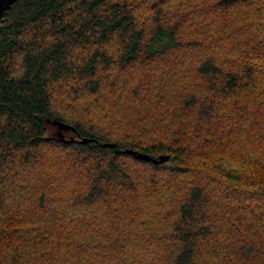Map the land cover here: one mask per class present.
<instances>
[{
	"label": "trees",
	"instance_id": "obj_1",
	"mask_svg": "<svg viewBox=\"0 0 264 264\" xmlns=\"http://www.w3.org/2000/svg\"><path fill=\"white\" fill-rule=\"evenodd\" d=\"M0 264H264V0H16Z\"/></svg>",
	"mask_w": 264,
	"mask_h": 264
},
{
	"label": "water",
	"instance_id": "obj_2",
	"mask_svg": "<svg viewBox=\"0 0 264 264\" xmlns=\"http://www.w3.org/2000/svg\"><path fill=\"white\" fill-rule=\"evenodd\" d=\"M16 0H0V19L2 18L3 14L10 8V6L15 2ZM48 123L54 125L57 127V129L59 130H64V131H71L73 134L76 133L75 129H73L71 126H68L64 123H61L59 121H47ZM59 137L61 138L62 142H65L66 140L64 139V136L62 133H59ZM78 137V136H77ZM74 140L72 139L71 142H73ZM90 140L87 139H77V142L81 143V144H85ZM124 154H128L133 156L135 159L138 160H142V161H147V162H152L155 165H161L165 162L168 161L169 157L166 155H160L156 158L153 157H149L147 155L144 154H140L136 151H132V150H124L122 151Z\"/></svg>",
	"mask_w": 264,
	"mask_h": 264
},
{
	"label": "rangeland",
	"instance_id": "obj_3",
	"mask_svg": "<svg viewBox=\"0 0 264 264\" xmlns=\"http://www.w3.org/2000/svg\"><path fill=\"white\" fill-rule=\"evenodd\" d=\"M50 132V134L49 135H51V134H54L55 133V130L53 129V130H51V131H49ZM55 135H56V133H55ZM58 137V136H57ZM48 165V164H47Z\"/></svg>",
	"mask_w": 264,
	"mask_h": 264
}]
</instances>
